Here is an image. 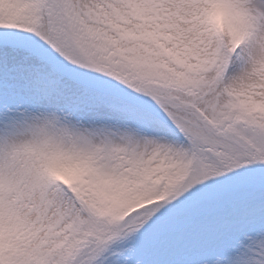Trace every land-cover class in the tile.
Wrapping results in <instances>:
<instances>
[{
	"label": "snow or ice",
	"instance_id": "6c2138e0",
	"mask_svg": "<svg viewBox=\"0 0 264 264\" xmlns=\"http://www.w3.org/2000/svg\"><path fill=\"white\" fill-rule=\"evenodd\" d=\"M0 264H264V0H0Z\"/></svg>",
	"mask_w": 264,
	"mask_h": 264
}]
</instances>
